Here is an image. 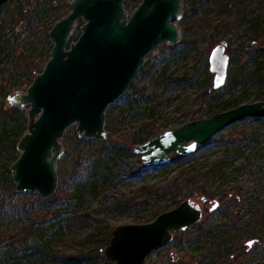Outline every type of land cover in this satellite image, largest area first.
<instances>
[{
    "label": "rangeland",
    "instance_id": "rangeland-1",
    "mask_svg": "<svg viewBox=\"0 0 264 264\" xmlns=\"http://www.w3.org/2000/svg\"><path fill=\"white\" fill-rule=\"evenodd\" d=\"M139 1L130 0L127 9ZM69 2L8 0L0 7V24H5L0 26V264H99L86 259L66 263L58 253L103 247L107 231L116 225L148 222L157 211L173 208L178 198L153 194L149 187L165 184L178 172L192 173L197 184L207 186L187 184L183 198L200 202L210 195L203 204L207 210L219 192L227 194L226 201L209 217L203 213L189 237L175 232L145 264H264V116L229 124L194 157L171 152L169 161L158 165L144 164L130 141L136 135L142 143L176 128L191 113L199 118L233 101L264 100V0H183L179 24L194 18L197 25L182 30L178 42H162L146 55L132 81L139 90L128 87L105 111V125L111 122L105 126L107 137L78 136L76 124L65 130L56 167V189L62 192L56 199L57 190L42 197L15 189L9 167L19 155L16 143L27 117L26 107L15 105L19 110L11 111L7 97L25 91V60L33 65L48 57L47 28L69 11ZM207 11L216 22L223 17L231 24L211 37L214 21L198 19ZM81 23L78 19L74 38ZM222 42L229 66L225 83L214 89L209 55Z\"/></svg>",
    "mask_w": 264,
    "mask_h": 264
},
{
    "label": "water",
    "instance_id": "water-1",
    "mask_svg": "<svg viewBox=\"0 0 264 264\" xmlns=\"http://www.w3.org/2000/svg\"><path fill=\"white\" fill-rule=\"evenodd\" d=\"M8 0H0V7ZM125 0H70L69 11L54 22L48 35L51 55L25 91L7 97L10 105L26 107V129L18 139V157L10 165L15 189L53 194L58 183L57 161L62 155L63 134L76 124L78 136L107 137L105 111L123 95L142 66L146 55L162 42H178L183 0H140L132 11ZM78 19L80 33L72 39ZM225 42L209 55L213 88L223 86L229 55ZM247 116H264V100L241 103L210 116L188 120L134 146L146 165L169 161L175 152L187 156L229 124ZM202 201L181 200L151 221L123 223L111 230L101 248L111 264H145L148 255L172 240L177 231L198 223ZM218 200L208 208L218 206Z\"/></svg>",
    "mask_w": 264,
    "mask_h": 264
},
{
    "label": "trees",
    "instance_id": "trees-1",
    "mask_svg": "<svg viewBox=\"0 0 264 264\" xmlns=\"http://www.w3.org/2000/svg\"><path fill=\"white\" fill-rule=\"evenodd\" d=\"M129 5H130V0L127 1V2H125V7L126 8ZM198 19L201 20L202 22H204V20H206V19H208L210 21H214L213 31H212L211 37L212 36L214 37V34L215 35L220 34V30H219L220 27L229 26L231 24L229 18H223V17H220L219 18V21L216 22L215 18L210 17L209 11L205 12ZM54 22L55 21H52L50 23V25L47 28V31L50 30V28L52 27V25L54 24ZM180 25H181V31L183 30V33H187L188 30L192 29L194 26L197 25V21L193 18L192 21H191V23L184 24V25L180 24ZM0 26H2V27L5 26L4 20L2 21V23L0 24ZM75 38L72 36V39H75ZM181 40H182V42H186V39L185 38H183ZM48 43L50 44V41H48ZM47 55H48V57H46L45 59H42V60H40L38 62H35L33 65H30V63L27 62L26 60L24 61L25 57L22 58L23 61H24V65H26L24 67V70L29 74L27 86L31 83V81H32L33 77L35 76V74L42 71L43 66H44L46 60L51 55V51H49ZM27 86H26V88H27ZM129 87L131 89L135 90V91H138L139 90V87H137L135 85V83H133V82L130 83V86ZM205 97H206V95H205ZM200 104L203 105L204 104V101H200ZM239 104H241L240 101L230 102V103L226 104L223 108H221V111H222V109L223 110H226V109H229L231 107L237 106ZM13 109L15 111H18L19 110L17 107H15V105H13V107L11 108V111ZM198 111H200V110L197 109L195 111V113H197ZM200 117H202V116H199V118ZM195 118H197L196 114L193 115L191 113L190 114V120L195 119ZM110 125H111V122L109 121V123H107L105 126L108 129L110 127ZM25 129H26V124H23V122H22L21 123V130L19 132V135L20 136L25 131ZM20 136H19V138H20ZM146 140H147V138H143L141 141L142 142H145ZM213 140H214V138L210 139L206 143H203L202 145L208 144V143H210ZM130 141L131 142H135V144H139V138H137L136 135L133 136L132 138H130ZM202 145L198 146V148L201 147ZM188 156L189 157H194L195 156V153L189 154ZM196 178H197V176L194 175V174H192V173L186 172V173L183 174L181 172H178V173L174 174L171 179L167 180L165 184H163V185H151L149 187V190L153 194H158V193L168 194V192H169L171 194V196H173L174 200H176L178 198L176 200V202L179 203L181 200L185 199V198H183L184 195L182 194V190H183L184 186H186L187 184L193 183V186H195V187L201 188L202 190H205L206 189V187H207L206 184L205 183L197 184ZM61 189H62L61 187H59L58 189H56L57 192L52 197L58 199L59 198L58 196L61 195L60 192H62ZM12 192H16V191L13 190ZM206 196H207L205 198L206 199V202H204V204L207 203V202H209V201H211L210 198H212V196H210V195H206ZM226 198H227V194L225 192H219V194L216 196V198L214 200H218V202H219L218 206H219V205H222L226 201ZM43 201L46 202V203H48V204L51 203L46 198H43ZM161 211H163V210H161ZM161 211L160 210L157 211L156 212V215L159 214ZM210 215H211L210 211H208L207 209H204V216L205 217H209ZM152 219H153V217L150 218V219H147L146 221H150ZM191 226L192 227L187 228L186 230L182 231V233L184 235H187V237L190 236V234H191V232H192L193 229L198 228L200 225L197 224V223H195V224H192ZM108 228L110 229V227H108ZM110 231H111V229L107 231L106 244L109 242V239H110V236H111ZM101 248H102V245H99V246L93 247L91 249H87L85 251H81V252H77V253H58V255L66 263H73L75 261H80L82 259H86V260L92 261L94 263L111 264L103 256V254L101 252ZM179 263L180 264H197V262L193 263V262H190V261H188L187 263H182V261H180Z\"/></svg>",
    "mask_w": 264,
    "mask_h": 264
}]
</instances>
